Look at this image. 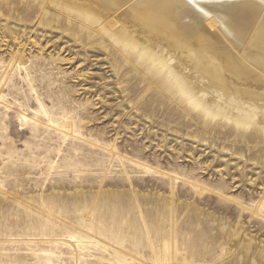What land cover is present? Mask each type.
I'll return each instance as SVG.
<instances>
[{
	"label": "rangeland",
	"instance_id": "rangeland-1",
	"mask_svg": "<svg viewBox=\"0 0 264 264\" xmlns=\"http://www.w3.org/2000/svg\"><path fill=\"white\" fill-rule=\"evenodd\" d=\"M83 23L0 0V264H264V129L114 73Z\"/></svg>",
	"mask_w": 264,
	"mask_h": 264
},
{
	"label": "bare ground",
	"instance_id": "bare-ground-1",
	"mask_svg": "<svg viewBox=\"0 0 264 264\" xmlns=\"http://www.w3.org/2000/svg\"><path fill=\"white\" fill-rule=\"evenodd\" d=\"M50 1L90 20L114 73L132 65L206 118L264 129V0Z\"/></svg>",
	"mask_w": 264,
	"mask_h": 264
}]
</instances>
